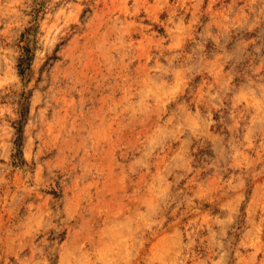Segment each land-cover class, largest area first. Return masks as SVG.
<instances>
[{
    "label": "rangeland",
    "instance_id": "374dc122",
    "mask_svg": "<svg viewBox=\"0 0 264 264\" xmlns=\"http://www.w3.org/2000/svg\"><path fill=\"white\" fill-rule=\"evenodd\" d=\"M0 264H264V0H0Z\"/></svg>",
    "mask_w": 264,
    "mask_h": 264
}]
</instances>
